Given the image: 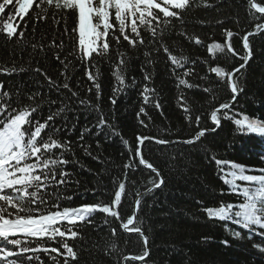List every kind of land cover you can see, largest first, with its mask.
Listing matches in <instances>:
<instances>
[{
  "label": "trees",
  "instance_id": "16d2710c",
  "mask_svg": "<svg viewBox=\"0 0 264 264\" xmlns=\"http://www.w3.org/2000/svg\"><path fill=\"white\" fill-rule=\"evenodd\" d=\"M199 2V0H197ZM215 5L212 8L193 7L184 13L183 24L173 20L175 27L166 30L164 41L173 54L183 53L189 58L186 67L194 69L188 79L199 88L187 89L183 86L178 90L171 72V66L166 62L163 52L151 53L150 59L154 61L146 65L145 51L148 36L145 34L146 46L131 49L126 42L121 51L126 53V67L123 69L125 84L123 91L115 94L116 103H111L114 89L118 87L113 72L114 63L109 60L97 58L99 83L101 85L100 97L97 99L95 89L88 92L92 82L85 76V67L79 60H72L66 75H61L64 68L57 61L51 50L45 53L37 50L33 53V43L47 44L53 37L57 27L63 32L64 21L59 26L54 25L51 18L41 22L30 21L23 40L7 41L0 36V66L17 68L23 67L26 71L4 75L0 74L5 90L21 91V101L27 103L24 97L30 93L39 92L45 99L64 100L70 106L64 115L69 129L59 133L62 139L70 140L74 146L79 141L81 132H86L83 141L90 145L92 156L86 155L79 147H75L76 164H69L68 171L74 173L73 183L60 191L72 196L71 201H62L63 206H79L98 202L107 203L113 191L112 180L122 176L123 165L129 162V148L134 149L137 136L157 137L164 140L176 141L191 139L201 129H211L214 125L210 121V112L221 103L231 101L230 89L215 76H212L211 67L221 66L231 71L239 67L243 61L239 58L226 59L213 58L207 52L206 46L212 41L223 42L222 32L231 29L239 33L233 38L234 48L243 55L241 38L251 31L253 25L249 23L245 14L243 0H209ZM237 18L239 23H236ZM223 20V24L216 21ZM200 21H205L201 24ZM69 31L74 25L73 17L67 19ZM35 27V33H33ZM184 30L190 35L199 36L204 43L195 45L178 33ZM42 37H45L42 39ZM59 39V37L57 38ZM64 54L71 50L72 42L64 37ZM252 57L248 64L233 78L242 88L233 106L236 113L246 114L250 119L264 121V33L249 37ZM115 57L113 56V61ZM196 61L192 64L191 61ZM39 67L47 77L57 85L65 82L66 76L72 91L79 93V99L89 101V107L78 105L75 98L69 100L71 93L67 89H58L48 83L45 76L32 69ZM142 67L151 73L152 80L149 87L158 94L160 109L152 106L156 96H151L149 104L143 103L140 95L144 85L142 80ZM93 72L96 69H90ZM181 72L183 70H180ZM133 80L135 85L133 86ZM210 88L204 92L203 88ZM183 93L186 104L190 109L192 121L186 119L183 108L177 103L179 95ZM52 105L55 110L59 107ZM95 106L99 112L93 109ZM144 106L147 115H141L148 127L138 122L137 113ZM48 105H43V117L48 114ZM99 113H103L119 136H112L108 128L98 132L94 127ZM201 117L200 125L195 123V117ZM42 117V118H43ZM242 118V116L240 117ZM61 118L56 121L61 125ZM246 131V130H245ZM121 137L129 141L125 146ZM99 142V147H97ZM143 147L144 158L160 171L164 184L150 194L144 195L141 209L137 218L143 221L142 228L149 238V256L146 264H264V238L255 233H248L238 226L210 220L206 217L203 208L219 206L220 202H237V197L228 193V187L218 176V168L212 156L222 160L232 161L250 168H264V137L255 134L240 135L238 129L229 120L222 119L221 127L215 132L207 131L200 141L194 144L172 143L159 145L155 142H145ZM99 157V160L93 157ZM73 159L71 155L68 157ZM248 174H259L258 172ZM149 176L142 174L141 169L129 173V180L135 184L126 183V191L133 196L122 198V216L126 219L132 212L134 194L138 189L145 191ZM79 181V183H75ZM221 189L225 194L221 195ZM104 214H96L91 224H85L79 229L81 239L75 242L79 252L78 261L74 264H116L117 254L105 255L107 244L113 240L118 244L120 252L125 256L139 255L144 250L143 244L137 235L127 234L119 228V221L111 217L109 224H104ZM111 228H117V236L112 237ZM240 230L242 238H233L232 231ZM228 243L224 244L223 241ZM69 243H73L69 241ZM56 246V245H51ZM44 264H51L45 254L40 253ZM62 264V262H61ZM131 264V262H129ZM136 264V263H135ZM143 264V263H139Z\"/></svg>",
  "mask_w": 264,
  "mask_h": 264
},
{
  "label": "snow or ice",
  "instance_id": "6c2138e0",
  "mask_svg": "<svg viewBox=\"0 0 264 264\" xmlns=\"http://www.w3.org/2000/svg\"><path fill=\"white\" fill-rule=\"evenodd\" d=\"M243 6L248 21L253 25L252 30L246 32L241 38L243 55L233 45V38L239 33L231 29H224L223 42L212 41L206 49L215 59L239 58L243 61L239 67L231 71L225 67H211V73L219 81L225 83L230 89L231 101L221 103L210 112V121L214 125L211 129H201L191 139L169 141L150 136H137L134 149L129 148V162L123 165L122 176L112 180L113 191L111 199L107 202L81 204L79 206H63L62 201H71L72 196L61 192V188H67L73 183L74 173L67 170L69 164L78 163L75 160V147H79L86 155L92 156L90 145L86 146L83 141L85 133L90 132L86 128L80 133L79 141L74 146L70 140L62 139L61 132L69 129L64 115L71 110L64 100L45 99L39 92L27 94L21 101V91L5 90L3 82H0V264H44L40 253L45 254L51 264H74L79 259V252L75 242L81 239L79 229L85 224H91L96 214H104V224H109L111 217L119 221V228L125 233H135L143 244L144 250L139 255L125 256L120 252L115 240L109 242L104 250L105 255L117 254L116 264H135L136 261L146 264L149 256V238L142 228L143 221L137 218L141 209L144 195L152 193L164 184L160 171L144 158L143 147L147 142H155L159 145L172 143L194 144L205 136L207 131L215 132L221 127V121L229 120L238 129V134H256L264 137V121L250 119L248 115L233 111V104L239 92L243 88L233 79L241 69L245 68L252 57L249 37L264 33V0H243ZM193 7L212 8L214 4L209 0H0V36L7 41L23 40L30 21L41 22L52 19L54 25L59 26L64 21L63 32L57 27L52 39L47 43H33V53L37 50L46 54V50L53 52L54 58L61 63L66 75L72 60H79L85 67V76L92 82L87 91L95 89L97 99L100 97L101 85L99 83L97 58L109 60L114 63L118 87L114 89L111 103L115 105V94L127 87L125 84L123 69L126 67V53L121 51L126 42L131 49L146 46L145 34L148 36L145 51V64L154 63L150 59L151 53L163 52L166 62L171 66V72L175 84L179 90L181 86L187 89L199 88L184 77L194 73V69L186 67L189 58L180 54H173L164 41L166 30L175 27L173 20L183 24L184 13ZM73 17L74 25L69 31L68 17ZM204 24L205 21H200ZM223 24V20L216 21ZM236 23H239L237 18ZM35 33V27H33ZM179 36L194 43L202 45L204 41L199 36L190 35L181 30ZM72 42L71 50L64 54L66 47L64 37ZM59 37V39H57ZM45 37H42L44 39ZM113 56L115 60L113 61ZM195 64L196 61H191ZM90 69H96L93 72ZM36 73L45 76L48 83L58 89H67L71 93L69 100L75 98L78 105L89 107V101L79 99V93L72 91L66 76L63 84L57 85L39 67L32 69ZM180 70H183L182 72ZM26 71L25 68H17L15 65L0 66V74L12 75ZM142 80L145 82L140 95L144 104L151 102L150 97L156 96L152 105L156 109L162 106L159 103L155 89L149 87L152 75L142 67ZM135 81L133 80V86ZM204 92H210V88H203ZM59 107L55 110L52 105ZM177 103L183 108L186 119L192 121L190 109L185 106L186 101L183 93L178 97ZM48 105V114L43 117V105ZM94 110L99 109L92 106ZM141 115H147L144 106L137 113L138 122L143 127H148ZM242 116V118H240ZM43 117V118H42ZM61 118L58 127L56 121ZM201 117H195V123L200 125ZM98 132L105 128L109 129L112 136H119L114 127L109 124L103 113L94 125ZM246 130V131H245ZM122 143L127 146L128 140L121 137ZM99 147V142H97ZM69 155L73 159H69ZM264 158V157H262ZM99 160V157H93ZM218 168V176L223 184L228 187V193L237 197V202H220L219 206H209L202 209L210 220L226 222L238 226L239 229L248 233H255L264 238V168H250L232 161L222 160L212 156ZM141 169L144 172L155 174V178H149L144 192L136 190L132 205V212L126 219L122 216V198L133 196L126 191V183L135 184L129 180V173H135ZM258 172L259 174H248ZM79 183V181H75ZM221 195L225 192L221 189ZM112 237L117 236V228H111ZM233 238H242L240 230L232 231ZM72 241L73 243H69ZM227 244L228 241H223ZM56 245V246H51ZM260 247L264 251V246Z\"/></svg>",
  "mask_w": 264,
  "mask_h": 264
},
{
  "label": "water",
  "instance_id": "95a60500",
  "mask_svg": "<svg viewBox=\"0 0 264 264\" xmlns=\"http://www.w3.org/2000/svg\"><path fill=\"white\" fill-rule=\"evenodd\" d=\"M249 62V61H248ZM248 64V63H247ZM242 70V69H241ZM212 76H215V74L214 73H212ZM238 97V96H237ZM237 99V98H236ZM234 104H235V102H234ZM234 104H233V106H234ZM127 234H132V235H137V234H135V233H127ZM148 258V257H147ZM147 258H146V260H147ZM136 264H139V263H143V262H140V261H136L135 262Z\"/></svg>",
  "mask_w": 264,
  "mask_h": 264
},
{
  "label": "rangeland",
  "instance_id": "374dc122",
  "mask_svg": "<svg viewBox=\"0 0 264 264\" xmlns=\"http://www.w3.org/2000/svg\"><path fill=\"white\" fill-rule=\"evenodd\" d=\"M256 135V134H255ZM256 136H259V135H256Z\"/></svg>",
  "mask_w": 264,
  "mask_h": 264
}]
</instances>
